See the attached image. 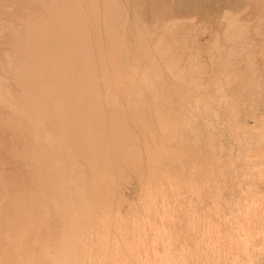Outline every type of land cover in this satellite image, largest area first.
<instances>
[{"label":"rangeland","instance_id":"obj_1","mask_svg":"<svg viewBox=\"0 0 264 264\" xmlns=\"http://www.w3.org/2000/svg\"><path fill=\"white\" fill-rule=\"evenodd\" d=\"M42 1L34 0L37 7H41ZM121 1L127 14L133 16L132 1ZM139 2L143 11L145 10L144 14L147 15L146 27L152 32L151 35L166 36L171 32L170 36L167 34V37L169 36L167 41L170 42L169 49L174 46L171 48L172 52L169 51L171 52L169 55H173L170 56L172 65L170 64L166 71L167 84L163 86L162 92L156 93L153 90L156 95L153 98L149 97V86L147 85L145 89L140 83L143 69L136 71L131 92L137 95L134 101L139 103V106H136L139 120L137 127L133 129L127 117L126 127L132 129L131 139L135 143L139 142L136 144L140 150V160L125 170L120 164H117L120 168L115 169V164L109 161L110 172L100 175L99 179L92 178V186L95 185L92 188L97 191L98 197H101L100 202L95 198L92 202L94 209H97L95 213L93 212V221H96L94 223L96 225L99 223L94 230L99 227L100 234L106 232L99 235V230H96L97 235H94L98 238L93 235V239L99 240L101 249L98 243L94 245L97 246V251L100 249L102 252L105 249L103 255L107 256L105 259L107 264H117L118 260L120 264H134V260L137 264L139 259L140 264L143 260L145 264L146 262L158 264L157 260L160 259L157 258L158 255L163 258L160 264H170L171 260L172 264L178 262V264L183 262L264 264V16L262 19L258 18L259 13L264 12V6L256 7L255 3H252L254 6H250V0H139ZM6 7L11 8V4H7ZM26 8L28 7H25L24 11ZM165 9L168 12H163ZM171 10L176 15L169 13ZM1 11V22L4 21L3 23L7 25L10 23L9 30H12L10 32L17 30L18 32H14L15 35L23 36L21 32L23 25L6 19ZM226 14L237 20L235 21L237 28H244L242 35L226 31L225 22L222 21ZM155 16L158 21L156 23ZM173 16L182 24L180 25L179 21L177 23ZM24 17L29 19V14L23 15V20ZM48 17L49 14L46 18ZM42 21L40 20V24L35 23V28L39 25L38 29H42L44 27ZM174 23L178 25L175 26ZM155 36L148 38L147 35L145 40L148 38L147 42L151 40L153 43ZM132 44L133 50L140 53L141 43L136 40ZM23 50L21 52L24 54L28 53L27 46ZM3 51L8 52L7 62L11 64L13 53L19 54V49L14 52L12 50L11 53L6 49ZM2 57L0 56V76L3 73L5 75L10 73L12 69L7 68L8 63L5 64L6 60ZM154 58L158 60L157 56ZM179 66L183 70H180ZM122 71L129 73V62L125 63ZM5 75L1 77L5 78ZM180 78L186 80L185 83ZM12 86L13 90L17 87L16 84ZM159 95H162V99ZM110 148L109 146L108 151ZM129 168L132 173L128 171ZM112 187L115 189L114 192ZM103 197L106 201H103ZM86 200L89 202L92 198L87 196ZM96 203H100L101 211ZM115 219L120 221L118 222L120 224L116 223ZM119 229L127 233L117 231ZM108 230L113 233L117 231V234H107ZM112 234L116 238L111 239ZM135 234L137 236L134 237ZM106 235H110V242ZM126 235L127 238L124 239ZM133 237L135 239L129 245ZM103 241L105 242L102 243ZM100 242L102 245L106 243L103 245L104 248ZM135 243H138L136 250ZM114 250L116 253L110 254L109 251ZM149 251L153 252L152 255ZM166 252L167 256L164 255ZM119 253L122 258L117 257L121 256ZM149 254L151 256H148ZM132 255H135L134 258ZM127 256L130 260L126 258ZM154 259H157L156 262Z\"/></svg>","mask_w":264,"mask_h":264},{"label":"bare ground","instance_id":"obj_2","mask_svg":"<svg viewBox=\"0 0 264 264\" xmlns=\"http://www.w3.org/2000/svg\"><path fill=\"white\" fill-rule=\"evenodd\" d=\"M131 1L133 16L127 14L121 0H44L41 7H37L34 0H0V10L6 19L23 25V36H17V30L13 29L15 33L10 32V23L7 25L0 20V56L6 60L5 64L8 63L9 55L3 50H10L11 53L12 50L14 52L19 49V54L13 53V63L6 64L8 69L12 68L10 73H3L7 78L0 76V264H107V256L103 255L105 249L100 252L101 246L95 233L99 227L94 230L99 223L96 225V221H93V212L97 210L92 204L93 198L100 202L101 197L93 190L95 185L92 186L91 180L110 172L111 162L115 164L114 168H118L117 164H120L125 170L140 160V150L136 144L139 142L135 143L131 139L132 129L126 127L127 117L133 129L137 127L139 120L136 108L139 103L134 101L137 95L131 92L132 82L136 78V71L141 68L140 83L143 88L149 86V97L156 96L154 91L162 92L163 86L168 82L166 71L172 65L169 54L174 47L169 49L168 46L167 40L171 32L167 33L170 34L168 37L166 33V36L151 35L152 32L146 27L145 10L143 11L139 0ZM250 3V6L252 3L256 7L264 6V0H250ZM7 4H11L10 9L6 7ZM25 7H28L26 11ZM165 11L167 10L163 12ZM263 13H259V19L263 18ZM26 14H29V19L24 17L23 20L22 16ZM48 14L49 17L46 18ZM228 15H222L226 31L242 35L244 28H237V20ZM154 18V23L158 22L157 17ZM40 20H43L42 29H38L37 25ZM178 21L177 19V23ZM177 23L174 25L177 26ZM147 35L148 38L155 36V41L147 42ZM136 40L141 43L142 54L133 50L132 43ZM25 46L28 47L27 54L23 53ZM127 62L129 73L122 71ZM181 81L185 83L186 80L182 78ZM12 84L17 85L15 90ZM161 96L159 95L160 98ZM130 170L131 168L128 171ZM114 191L115 189L112 192ZM87 196L92 200L88 202ZM104 197L103 201H106ZM99 210L101 211L100 207ZM115 221L120 222L117 219ZM100 231L99 235L104 233L100 234ZM109 231L107 234L113 233ZM117 231L114 233L117 234ZM93 235L97 238L93 239ZM110 237L112 239L114 235ZM134 237L130 239L131 242L126 240L129 245L133 243ZM126 238L127 235L124 239ZM138 239L137 237L136 240ZM94 243H98L100 251H97ZM124 243L128 245L127 242ZM135 244L136 250L138 243ZM106 249L108 252V248ZM117 249L119 250L118 247ZM109 252L113 254L115 250ZM149 253L152 255L153 252ZM165 254L167 256V252ZM134 256L132 255L133 258ZM117 257L122 258V255ZM157 258H160L156 259L160 264L163 258L160 255ZM170 262L172 264V260ZM118 263L120 264L119 260Z\"/></svg>","mask_w":264,"mask_h":264}]
</instances>
